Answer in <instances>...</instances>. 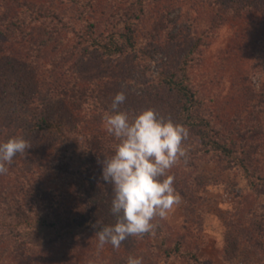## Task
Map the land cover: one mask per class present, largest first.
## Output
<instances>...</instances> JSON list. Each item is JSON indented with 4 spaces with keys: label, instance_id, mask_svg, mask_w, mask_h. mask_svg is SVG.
<instances>
[{
    "label": "rangeland",
    "instance_id": "obj_1",
    "mask_svg": "<svg viewBox=\"0 0 264 264\" xmlns=\"http://www.w3.org/2000/svg\"><path fill=\"white\" fill-rule=\"evenodd\" d=\"M134 1L0 0V14L19 13V18L32 21L34 28L39 30L15 45L19 51L14 56L16 63L25 62L27 69L42 78L51 81L59 76L69 88L74 84L70 82H76L78 78L80 86L88 85L90 88L98 81L116 82L128 92L143 95L147 91L148 80L163 76L168 64L174 67L182 61L197 38L195 36L206 28L211 9L208 0H164V4L152 5V15L135 25V47L111 58L102 53L99 45H92L90 40L97 35L98 40L105 42L108 34L120 33L128 21L127 12ZM38 10L44 15L49 11L59 13L78 30V34L83 35V40L79 41L69 32H62L57 40L59 34L51 29L54 20H47ZM90 21L97 24L95 35L90 31ZM8 22L7 18L0 26L2 30L6 31ZM18 38L19 35L3 38L2 43ZM42 42L47 45H40ZM195 56L203 58L204 63L201 67H193L192 73L201 75L197 70L208 82L210 78L215 82L212 88L215 102L206 107L214 117V110H219L221 114L236 111L233 114L235 117L224 121L230 129H224L233 131L237 145L244 143L252 146L249 152L254 158L251 168L264 172V130L255 134L254 138L249 137L247 132L248 125L258 118L264 119V14L257 13L245 20H230L215 31L209 48L201 56ZM233 56L239 60L235 61ZM225 58H228V64L226 60L219 61ZM16 74L20 75L19 78L28 75L23 72ZM30 78L32 73L25 80ZM36 91V103L42 104L39 97L44 93L41 89ZM15 96L16 89L0 81V143L13 137L24 138L30 147L18 153L7 165V172L0 174V185L13 186L15 183L16 191L24 193L29 199L37 187L49 188L56 184L60 188L55 203H59L53 205V210L69 215L78 199L72 194L61 196L62 189L66 190L68 185L64 176L58 174L55 144L59 140L54 136L29 133V121L20 118L8 107L9 104L12 106L11 100ZM45 96L54 106L62 103L66 108L67 104L71 105L63 98L60 102L55 91L46 90ZM98 122L102 123L104 138L110 143L109 153L114 154L119 141L107 131L104 116ZM232 157L228 159L214 152H201L192 165L180 158L169 171V175L174 177L180 202L166 218L155 217L153 224L164 228L170 243L183 238L187 246L196 248L204 264H264V194L251 185L238 155L234 153ZM69 190L72 191L71 188ZM13 200L23 209L19 197ZM26 208L29 209L28 204H24ZM53 232V228L42 223L19 231L0 227V264H44L41 247H26L25 252L16 253L13 245L16 241L17 244L24 241L44 247L49 244ZM245 232H250L247 239L243 237ZM95 235L88 232L84 237L88 250L81 254L78 260L81 264H119L124 258V264H127L130 257L128 248L133 245L142 248L143 264H191L186 260H165L160 255V238L155 234L145 238L132 237L128 245L121 243L119 249L110 243L99 248L98 236ZM225 235L230 239L229 250ZM69 246L67 242L50 248L59 251ZM236 246L238 252L234 257L232 248Z\"/></svg>",
    "mask_w": 264,
    "mask_h": 264
},
{
    "label": "trees",
    "instance_id": "obj_2",
    "mask_svg": "<svg viewBox=\"0 0 264 264\" xmlns=\"http://www.w3.org/2000/svg\"><path fill=\"white\" fill-rule=\"evenodd\" d=\"M208 1L211 16L206 22V28L195 36L197 38L189 47L182 61L174 67L168 64V69L164 71L163 76L155 80H148L147 91L143 95L128 92L126 88L116 82L98 81L93 88H90L88 85L80 86L78 84L80 78H78L76 82H70L74 84L69 88L66 82L63 81L64 79L59 76L51 81L42 78L36 72L27 69L25 62L16 63L17 58L14 56L19 51L15 45L20 41H25V37L34 33L37 34L39 30L34 28L32 21L19 18V13L11 15L6 12V14H0V26H3L7 18L10 20L7 23L9 27L6 28V31L0 27V81L16 89V96L11 100L12 108L10 104L8 107L20 118L29 121V133L54 136L59 140V143L55 144L57 147L56 159L58 158L59 162L58 174L64 176L65 183L68 185V190L62 189L61 196L72 194L75 198L77 196L78 199L76 205L72 206L71 214L65 215L57 209L53 210V205L59 203V201L55 203L60 188V186L56 187V184L54 187L49 188L37 187L30 194V200L26 198L24 193L20 194L16 191L18 188L15 183L13 186L9 184L0 185L1 228L5 227L11 231H19L20 229L32 228L36 223H42L54 230L52 239L49 241L50 245L44 247L33 246L24 241L17 244L16 241V244L13 245L16 253L25 252L26 247H41L40 252L44 264H81L78 260L81 259L83 251L88 250L85 247L88 244L85 243V235L88 232L96 234L103 225H111L116 222V216L111 211L114 192L112 186L103 180L102 164L100 163L106 158V155L113 154L109 153L110 143L104 138L105 132L102 123L98 122V124L96 121H99V118L111 110L112 100L120 92L126 94V101L120 105L121 111H127L130 115H135L144 109L152 108L155 109L159 117L172 120L189 130V136L184 141L187 155L182 158L187 163L192 165L193 160L201 152H214L228 159H233L232 156L236 153L242 167L247 172L251 185L256 191L264 194V172L263 170L257 171L251 168V161L253 162L254 158L249 152H251L252 146L244 143L237 145L233 131L226 130L230 128L229 124L224 121H228L236 111L221 114L219 110H214V113L216 112V117H214L212 111L209 112V108L206 106L210 102H215L214 92H212L215 82L212 78L208 82L202 73L197 70L196 72L201 75L193 74L191 71L193 67L197 65L201 67L204 63L203 58L198 59L195 55L199 54L201 56L209 48L215 31L230 20H245L257 13L264 14V0ZM161 3L164 4V0H135L131 5L132 8L134 6L135 8L133 10L131 8L127 12L129 18L124 29L120 33L108 34L105 42L98 40L97 35L92 36L91 44L94 46L99 45L102 48V53L111 58L122 55L130 48H134L135 25L151 16L156 4L160 5ZM49 12V14L44 15V12L38 10V13L47 20H54L55 24L51 29L59 34L57 40L62 32H69L74 34L79 41L83 40V35L78 34V30L72 27V24L68 23L59 13H56V11ZM89 28L92 35L98 32L96 22L90 21ZM15 35H19L20 38L7 40V46L2 43L3 38L7 39ZM44 42L40 45L46 46L47 44ZM203 47L206 48L203 50ZM39 48L41 49V47ZM233 59L235 61L239 60L236 56H233ZM196 60L198 61L195 63ZM224 60L228 64V58L219 61ZM15 67L23 70H16ZM22 72L28 75L19 78L20 75L16 73ZM31 73L32 78L26 81L25 79ZM200 76L203 78H199ZM40 79L42 82H39ZM40 89L44 94L39 97L42 104H37L36 90ZM46 90L55 91L60 102L63 98L66 103L71 105L67 104L68 107L63 108L65 105L62 103L56 106L50 104L51 100H47L45 96ZM13 105L15 108H13ZM247 128L248 136L254 138L255 134L264 130V119L258 118ZM22 195L23 197H20ZM17 197H19L20 206L23 209L14 202L13 199ZM81 198L83 200H80ZM24 204H28L29 209H24ZM154 225L155 227L151 232L140 236H129L122 243L128 245L132 237L145 238L150 234H155L160 238V255L165 260H186L191 264H204L196 248L187 246L183 238H177L176 242L170 243L164 228L159 224ZM249 236L250 232H245L243 237L247 239ZM224 239L227 250H229L231 246L230 239L226 235ZM67 242L70 243L67 249L56 251L54 248H50L64 245ZM128 250L127 253L130 256H142V248L137 245L129 247ZM232 251L234 257H236L237 246L232 248ZM124 262L125 258L119 264H124Z\"/></svg>",
    "mask_w": 264,
    "mask_h": 264
},
{
    "label": "clouds",
    "instance_id": "obj_3",
    "mask_svg": "<svg viewBox=\"0 0 264 264\" xmlns=\"http://www.w3.org/2000/svg\"><path fill=\"white\" fill-rule=\"evenodd\" d=\"M125 101L124 92L116 94L111 110L104 115L107 131L119 143L113 155L100 161L103 180L114 192L111 211L116 216L114 224L103 225L95 235L101 249L108 243L119 249L129 236L151 232L154 218H166L180 202L169 171L187 155L184 141L189 130L159 117L152 108L135 115L121 111ZM29 147L24 138L0 143V174L6 173L13 158ZM127 264H143V257L130 256Z\"/></svg>",
    "mask_w": 264,
    "mask_h": 264
}]
</instances>
